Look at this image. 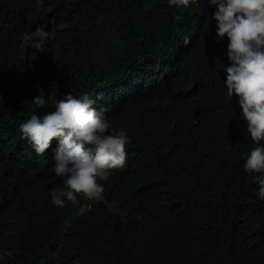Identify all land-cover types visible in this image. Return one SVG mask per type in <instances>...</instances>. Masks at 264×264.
<instances>
[{
  "label": "trees",
  "instance_id": "16d2710c",
  "mask_svg": "<svg viewBox=\"0 0 264 264\" xmlns=\"http://www.w3.org/2000/svg\"><path fill=\"white\" fill-rule=\"evenodd\" d=\"M215 11L208 0H0V264H264V173L244 169L257 145L227 94ZM37 28L40 50L24 39ZM54 87L57 99L102 93L109 133L128 136L125 167L98 179L103 201L54 206L53 153L21 136L34 112L54 110L31 103Z\"/></svg>",
  "mask_w": 264,
  "mask_h": 264
},
{
  "label": "clouds",
  "instance_id": "9594fccd",
  "mask_svg": "<svg viewBox=\"0 0 264 264\" xmlns=\"http://www.w3.org/2000/svg\"><path fill=\"white\" fill-rule=\"evenodd\" d=\"M198 0H168L170 6L185 7ZM216 6L212 19L216 21V37L228 39L226 89L229 97L239 98L242 123L256 147L247 154L244 169L250 173H264V0H208ZM48 33L37 28L26 33L40 50ZM188 42L187 37L185 43ZM103 99L102 93L65 94L56 98L55 87L45 97L40 95L31 102L36 109L54 107L42 116L34 112L20 125V133L37 155L50 149L55 161L56 176L64 177V187L53 190L51 202L64 207L68 202L79 203L80 194L89 201H103L105 189L99 180L107 181L114 169L125 167L129 143L127 134H110V123L103 109L95 106ZM53 141L57 142L55 148ZM259 196L264 198V179L259 180ZM106 206L117 211L114 204ZM123 219V216H121Z\"/></svg>",
  "mask_w": 264,
  "mask_h": 264
},
{
  "label": "bare ground",
  "instance_id": "6f19581e",
  "mask_svg": "<svg viewBox=\"0 0 264 264\" xmlns=\"http://www.w3.org/2000/svg\"><path fill=\"white\" fill-rule=\"evenodd\" d=\"M19 165V164H18ZM17 181V180H16ZM35 194V193H34ZM45 198V197H44ZM36 200H37V198H36ZM18 203V202H17ZM14 206H15V204H14ZM49 206V205H48ZM16 208V207H15ZM20 208V207H19ZM49 208V207H48ZM52 208H54V207H52ZM48 211V210H47ZM52 212V211H51ZM44 213H45V211H44ZM40 215V214H39ZM41 216V215H40ZM46 216V215H45ZM48 216V215H47ZM49 217V216H48ZM46 218V217H45Z\"/></svg>",
  "mask_w": 264,
  "mask_h": 264
}]
</instances>
